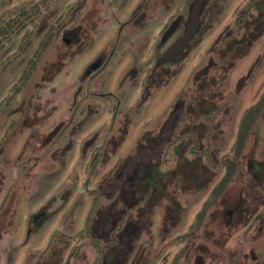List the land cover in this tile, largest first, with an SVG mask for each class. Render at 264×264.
Returning a JSON list of instances; mask_svg holds the SVG:
<instances>
[{
    "label": "rangeland",
    "instance_id": "1",
    "mask_svg": "<svg viewBox=\"0 0 264 264\" xmlns=\"http://www.w3.org/2000/svg\"><path fill=\"white\" fill-rule=\"evenodd\" d=\"M21 1L0 0V11ZM192 1L54 0L40 21L52 36L44 62L58 59L62 65L52 80L36 87L27 105L29 115L21 109L25 89L15 87L20 81L21 55H29L34 48H19L20 38L29 34L35 44L36 31L29 26V33H19L0 53V264H65L67 259L69 264H99L95 245L85 238L97 225V221L88 220L96 194L145 130L161 129L164 120L183 110L193 74L216 57L221 37L232 29L236 15L246 6V0L205 1L197 32L175 60L164 64L162 72L157 59L182 34ZM139 13L146 22L131 23ZM176 20L177 32L161 41L162 32ZM219 74L223 99L215 102L226 104L209 122L212 128L202 126L199 134L204 137L209 132L205 139L200 137V143L214 153V163L229 164L240 118L264 91V36L250 44L224 77ZM192 104L187 107L197 111ZM32 120L39 122L31 125ZM260 123L238 160L244 164V177L252 172L248 163L264 161V121ZM193 124L186 122L189 128ZM86 141L90 144L85 151ZM183 156L193 158L188 149ZM211 163L179 159L178 166L189 164L187 180L193 185L177 191L173 180L166 182L168 190L182 200L185 216L167 243H159L156 236L137 243L131 264L146 257L148 264H183L180 258L175 260L183 247L177 240L184 237L193 215L222 175V170L204 165ZM201 185L208 190L191 191ZM232 187L237 189L240 184ZM103 192L94 207L97 215L109 209L118 196V191L110 197ZM258 198L256 206L264 201V195ZM153 219L155 232L159 215ZM248 229L240 225L227 230L209 227L211 240L217 243L232 233L221 254L237 260L251 246ZM172 242L174 246H170Z\"/></svg>",
    "mask_w": 264,
    "mask_h": 264
},
{
    "label": "trees",
    "instance_id": "2",
    "mask_svg": "<svg viewBox=\"0 0 264 264\" xmlns=\"http://www.w3.org/2000/svg\"><path fill=\"white\" fill-rule=\"evenodd\" d=\"M201 1L202 8V5L207 0ZM52 2L54 0H22L15 5H6L0 11V53L9 47V43L19 33L24 30L29 33L27 31L29 26L33 27V32L36 31L37 42L35 41V44L30 42L31 37L28 34L27 38L24 37V39L21 36V46L19 47L25 50L29 46L34 47L29 55H21L19 61L20 65L22 64L19 68L20 81L15 87L16 90L25 89L21 109L27 115L30 112L27 105L36 87L52 80L54 75L60 71L62 65L58 59H55L54 62H44L52 36L48 35L46 23L40 21L47 15L46 13L50 10ZM231 28L230 31H226L221 37V46L216 51V57L210 58L203 67L193 74L191 87L188 94H185V97L190 96L189 99L187 101L183 99L185 101L182 106L183 110L181 112L178 111L180 115L173 117L171 120L168 119L162 127L163 130L179 129L180 124L186 122L188 114L192 115L190 121L194 123L190 127L191 130L199 132L202 126H207L208 130L212 128V126H208L209 122L212 123L217 113L222 111L223 106L226 104L224 102H215L217 99H223V93L219 88L220 83L216 74L220 73L219 75L222 74L224 77L223 73H226L231 66L235 65L239 58L241 59L250 44L264 36V0H246L245 9L236 15L235 23ZM239 41L242 43L240 47L234 45ZM238 48L240 50L236 51ZM37 73H39L38 77ZM37 78L39 79L37 80ZM180 101L182 102V99ZM189 102L194 103L191 106L196 107L197 111H192V108L187 107ZM205 103H207V107L204 106ZM262 120H264V91H262L254 104L244 110L240 118L235 142L231 149L233 156L229 160V164H227V178L235 176V171L238 167L237 161L240 160L247 138L258 121L261 122ZM38 122L35 121L33 123L32 120L31 125H36ZM68 127L66 125L65 129ZM186 128L189 129L188 126ZM166 132L151 138L148 137V134L144 135L142 139L147 141L146 145L138 144L144 158H141V160L137 159L136 164H127L129 158L123 159L115 169L112 177L107 181L106 186L96 194L95 204L99 197L103 196V191L106 192V195L104 194L106 197H110L114 191H118V196L109 209L103 213L100 211L98 215V210H93L88 219L90 220L91 218L93 221H97V225H94L93 229L89 230L91 235L86 233L85 238H88L97 247L99 264H125L128 247H132L137 240L136 233L138 229L137 221L134 222L132 219L130 224L126 223L129 210L132 214L135 212L136 217H139L140 211L149 215L154 212L164 199L165 185L162 183V178L168 173L161 169V164H146L145 162L152 159L157 161L166 146L170 149V145L173 143L172 139L175 137L177 141L173 151L178 156L183 155L184 151L188 149L193 156L191 160L206 159L209 163H214V153L212 154L208 151L209 147L207 144L203 146L200 143L201 138L205 139L206 136L202 137L199 133H177L174 136L171 132ZM125 133L126 128L124 130ZM172 136L174 137L172 138ZM151 140H153L152 143H150ZM88 144H90V141L84 143L83 149L85 151ZM152 153L153 155H151ZM219 184L223 185L222 182ZM215 201L216 198L210 199L209 205L215 203ZM205 209L207 208L204 206L203 210ZM73 252L69 253L68 258L73 256ZM65 264H69L68 259Z\"/></svg>",
    "mask_w": 264,
    "mask_h": 264
},
{
    "label": "flooded vegetation",
    "instance_id": "3",
    "mask_svg": "<svg viewBox=\"0 0 264 264\" xmlns=\"http://www.w3.org/2000/svg\"><path fill=\"white\" fill-rule=\"evenodd\" d=\"M194 1L196 2L197 0H193L191 3H195ZM191 7L189 8L190 11H191ZM200 13L201 12H199V14ZM133 17L131 18V23L133 24L146 22L145 20L147 19L146 17H141L140 13L138 18H133ZM187 22L184 25L182 34L185 31ZM177 30H178V23L176 20L173 21L166 28L164 32H162L161 41H164L166 37L168 38L171 37L173 34H175V31L177 32ZM196 32L197 30L195 31V33ZM195 33L191 36V38L188 41H186L182 45V47L177 53H175L169 58H165L164 55L166 51L174 43V41L182 34L177 36L174 39V41L171 43V45L167 48V50L164 52V54L159 59H157L158 60L157 64L159 65V68H161L162 72L164 71L163 70L164 64L175 60L176 57H178V55L186 48V45L192 40V37L195 35ZM179 115L180 114L177 113L176 117ZM191 116H192L191 114H188L186 116L187 125L190 122ZM168 119L171 120L172 117H169ZM168 119L164 120L163 124L160 127L161 129L155 130L153 128L150 131L149 130L144 131L141 137L136 141L131 153L126 157V159L129 158L127 164H136L137 163L136 161H138L137 159L141 160V158H144L142 154V150L140 149V146L138 144L141 143L143 145H146L147 141L145 139H142L146 134H148V137L151 138L158 134L165 133L166 131L171 132L172 135L174 136L177 133L179 134L199 133L198 131L191 130L190 128L187 129L186 122H184L183 124L181 123L179 129L178 128L172 129L171 131L163 130L162 127L164 126L165 122L168 121ZM259 124L261 123L258 122L255 126L257 129H259L258 128ZM127 130H128V126H126L125 134H127ZM251 134H254L253 130ZM174 136H172V138ZM203 136L206 137L209 136V132L205 133ZM172 141L173 143L170 145V149H168V146H166V149H163L157 161L152 159L151 161L145 162L146 164H161V169L164 172L168 173L162 178V183L165 185V192H164L165 195L163 197L164 199L160 202V205L154 210L153 213L149 215H146L143 211H140L139 217H136V213L134 212L132 214L131 211L129 210L126 223L130 224V222L133 219L134 222L135 221L138 222V229L136 233L137 240L134 242L132 247L130 246L128 247L130 250L128 249V255L126 257L125 264H131L132 256L134 255L137 248V243H141L140 241H142L144 238L156 236L159 239V243L162 244L167 243L168 239L170 238V235L174 231H176L178 225L180 224V221L185 216L184 215L185 206L182 200L178 196H176V194H173V192L168 190L169 184L166 182V180L168 179L170 180V182L171 180H173V184L174 183L175 185L177 184L178 187L177 191L183 190V188H187L188 186H192L193 182H191L189 179L187 180V176H189L188 173L189 164H185L184 167L178 166L179 159H184L187 162H191L192 160L191 158H187V157L185 158L183 155L178 156L177 153L173 151L174 145L176 144L177 140L174 137ZM152 142L153 140H151L150 143ZM208 151H210V153H213L211 152L210 149ZM153 153L151 155H153ZM170 160L173 162V164H171L172 166L170 167V169H168L166 165H168V163H171ZM248 164L252 170L250 177L242 176V167L244 166V164H242V162L238 164L237 161L238 167L237 170L235 171V176L231 178L226 177L227 164H204L206 168L208 167V169L209 167H214L213 169L218 168L222 170V175L217 180V182L213 184L211 190L209 191L208 197L202 202L199 209L193 215L192 220L189 223V226L187 227L188 228L187 232L183 235L184 237L181 236L179 240H177L178 243L176 244L178 245L179 243L180 244L182 243L183 247L181 248L180 253L176 255L175 258L176 261H178L180 258V261H183V264H186L187 262L188 263L196 262V264L197 263L217 264L218 262H221L223 264H264V210L261 209L262 207H264V201H260V203H258L256 206V202L259 201L258 197H260V195H264V177H260L261 174H264V161L255 160L254 162H250ZM256 166L259 168L256 169ZM221 182L223 183V185L219 184ZM239 184L240 187H237V189H234L232 187L233 185L237 186ZM218 185L219 187H217ZM253 188L256 190V193ZM207 190L208 187L206 188V185H201L197 189L195 188L191 189V191L194 193L195 192L197 193V191L203 192ZM213 198H216L215 203L209 205L210 204L209 200ZM95 206L96 204L94 202L93 210H95L94 209ZM204 206L207 209L203 210ZM256 207H260V208L256 209ZM199 214H201L202 216ZM158 215H159V219L157 223V228L155 229V232H153V227L155 225L153 218ZM246 218L247 220H245ZM211 225H214L219 229L224 227L226 230L237 227L239 225L241 228L249 227L248 231L251 232V246L249 250L246 252H242V254L240 255V259L238 260L237 258H233V256H230L228 258L223 257L221 251L226 247V245L223 244L225 240L228 239V237L232 233H230V235H227V238L222 243H217L211 240L213 234V231L209 230V227ZM238 231L240 230L235 229L234 232H238ZM174 244L175 243L172 242L170 246H174ZM238 249L242 250V247H239ZM97 253H98V249H97ZM142 259L144 263L141 262L142 260H140L138 262L139 264H148L147 257Z\"/></svg>",
    "mask_w": 264,
    "mask_h": 264
},
{
    "label": "water",
    "instance_id": "4",
    "mask_svg": "<svg viewBox=\"0 0 264 264\" xmlns=\"http://www.w3.org/2000/svg\"><path fill=\"white\" fill-rule=\"evenodd\" d=\"M202 1L201 0H197L190 11L189 14V19L185 28V31L182 35H180L175 41L174 43L169 47V49L166 51L165 53V58H169L172 55H174L175 53H177L180 48L182 47V45L188 41L191 36L195 33V31L198 28V15L200 12V7H201Z\"/></svg>",
    "mask_w": 264,
    "mask_h": 264
}]
</instances>
